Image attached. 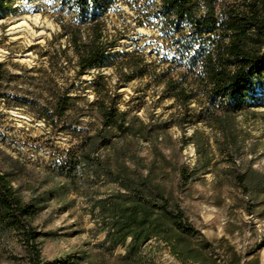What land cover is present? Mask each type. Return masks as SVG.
Listing matches in <instances>:
<instances>
[{"label":"rangeland","instance_id":"374dc122","mask_svg":"<svg viewBox=\"0 0 264 264\" xmlns=\"http://www.w3.org/2000/svg\"><path fill=\"white\" fill-rule=\"evenodd\" d=\"M2 1L0 63L6 73L0 80V171L9 174L23 201L36 205L30 224L39 233L41 263L194 264L178 261L171 245L155 238L141 244L135 258H125L122 247L108 249L99 204L119 187L88 166L80 165L75 173L71 169L87 137L102 131L96 101L108 97L133 129L142 123L144 131L104 144L99 138L94 157L112 171L124 164L148 176L201 236L172 233L171 242L197 252L198 264H264V195L254 197L234 180L248 169L264 174V106L179 128L178 110L160 85L146 75L124 80L119 74L127 53L143 55L148 62L166 55L156 28H136L130 19L124 27L122 15H110L108 29L121 31L122 40L102 66L77 78L72 62L52 69L42 56L66 45L58 23L70 24L72 16L61 10V0ZM117 5L134 18L127 7ZM52 78L71 88L74 97L64 130L36 118L37 105L51 102ZM255 93L264 99V86H256ZM194 140L204 149L198 152ZM118 157H124L122 162H116ZM180 171L190 178L181 180ZM0 264H28L15 238L1 242Z\"/></svg>","mask_w":264,"mask_h":264},{"label":"trees","instance_id":"16d2710c","mask_svg":"<svg viewBox=\"0 0 264 264\" xmlns=\"http://www.w3.org/2000/svg\"><path fill=\"white\" fill-rule=\"evenodd\" d=\"M61 2L64 4L61 10L71 14L72 21L67 25L58 23L62 30L59 37L66 39V45L52 49V53H42L48 57V66L52 69L61 67L63 62H72L75 76L80 78L102 66L108 53L124 36L118 29L113 28V33L108 29V17L118 13L124 17V27H128L127 19L136 28L153 26L165 42L166 55L155 62L146 61L143 55L127 53L119 74L124 80L146 75L149 82L160 85L178 110L177 127L216 122L219 116L230 118L244 110L264 106V99L255 93L256 86H264V0ZM2 3L0 0V10ZM117 4L127 7L135 14L134 18L125 15ZM69 51L70 59L66 57ZM2 68L0 63V80L2 72L6 73ZM50 82L53 84L51 102L48 107L37 105L36 118L52 128L64 130L63 122L74 106V97L71 88L59 86L54 78ZM104 94L108 96L107 91ZM104 98L96 101L102 131L87 137L79 155L74 156L71 169L75 173L80 165L88 166L94 169L95 176L103 172L119 187L99 204L108 249L122 247L125 258H135L138 247L155 238L170 244L171 254L178 261L198 264L197 252L179 249L171 242V236L172 233L196 235L200 240L201 236L184 220L181 209L169 204L159 186L138 170L129 171L123 164L112 171L109 165L94 157L99 138L104 144L115 136H135L144 131L142 123L133 129L126 121V114L108 97ZM192 104L195 108L190 107ZM192 144L198 152L204 149L200 140ZM123 159L118 157L116 162ZM206 164L204 161L203 167ZM179 177L184 182L190 178L181 171ZM234 180L254 197L264 195V174L248 169L235 175ZM35 210L32 201L25 202L19 197L9 174L0 171V244L15 238L22 245L28 264H42L36 244L39 233L30 224Z\"/></svg>","mask_w":264,"mask_h":264}]
</instances>
